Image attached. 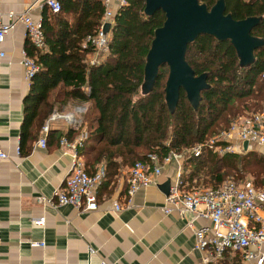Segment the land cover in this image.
<instances>
[{"label":"trees","instance_id":"16d2710c","mask_svg":"<svg viewBox=\"0 0 264 264\" xmlns=\"http://www.w3.org/2000/svg\"><path fill=\"white\" fill-rule=\"evenodd\" d=\"M60 1L59 13L47 7L42 13L45 48L40 50L27 39L26 51L40 69L31 80L26 98L21 149L34 123L43 126L55 110L83 101L87 103L83 122L89 136L81 152L87 158V171L93 174L104 164L105 180H111L122 167L146 161L152 153L163 158L171 151L182 153L204 143L216 134L221 122L227 125L229 116H240V106L249 108V113L264 108V45L256 50L254 63L242 67L231 41L200 35L188 46L186 59L196 75L208 74L210 87L202 91L197 110L181 89L178 106L171 113L165 94L167 65L160 68L153 91L142 93L146 57L156 29L165 21V13L158 10L148 16L145 0H127L115 13L106 60L93 65L90 57L95 46L88 37L96 35L102 24L104 0ZM200 1L211 7L217 0ZM226 3V12L236 19L261 17L252 34L264 39V0ZM78 129L73 126L66 135L72 138ZM210 163L214 167L206 173L211 175V181L201 182L199 175ZM252 163L264 165V156L255 150L220 154L206 147L200 156L186 159L185 189L217 188L226 175L246 172Z\"/></svg>","mask_w":264,"mask_h":264},{"label":"crops","instance_id":"0c3cea01","mask_svg":"<svg viewBox=\"0 0 264 264\" xmlns=\"http://www.w3.org/2000/svg\"><path fill=\"white\" fill-rule=\"evenodd\" d=\"M119 1L112 2L115 13ZM45 7L46 0H0V19L8 22V12L28 8L38 19ZM27 39L25 27L19 23L1 45L6 55L0 58V144L10 159L0 164V264H200L202 254L194 249L196 237L188 222L193 220L197 228L210 226L211 221L195 219L192 213L166 214L163 210L176 172L185 161L166 166L162 175L154 177L155 184L141 188L130 199L131 166L122 167L99 188V208L95 211L81 212L71 204L55 206L37 201L42 196L53 198L72 165L71 156L62 153L60 140L73 126L52 116L56 112L79 115L76 107H87V103L76 100L51 114L43 124L50 122L46 148L38 144L43 126L34 123L21 149L30 90L21 64ZM255 149L264 156V147L252 146L251 150ZM253 181L263 185V178ZM118 202L120 211L115 210ZM261 213L264 216V205ZM39 216H46L45 226L33 224V218ZM33 242L44 245L34 246ZM91 248L96 253H91ZM217 264L244 261L239 253L227 251Z\"/></svg>","mask_w":264,"mask_h":264},{"label":"built area","instance_id":"2783aa9c","mask_svg":"<svg viewBox=\"0 0 264 264\" xmlns=\"http://www.w3.org/2000/svg\"><path fill=\"white\" fill-rule=\"evenodd\" d=\"M112 2L113 0H104L106 10L102 24L96 35L88 37V41L95 46V51L90 57V63L93 65L105 61L110 52V35L104 31V26L108 22L114 24L115 11ZM126 4L127 0H120L118 10ZM46 7L53 13H59L62 10V3L60 0H46ZM6 15L9 18L8 22L0 19V58L6 55L1 48L2 43L19 23L24 25L27 38L36 48L40 50L45 48L42 16L34 19L31 8L22 12L11 11ZM21 64L25 68L26 79L30 84L40 65L35 58L28 55L26 50L23 51ZM85 109V106L76 107L79 115ZM79 115L73 112H56L51 119L62 118L70 125L79 128L83 126ZM49 130L50 122L43 126L42 136L39 139L38 144L43 148L47 147ZM88 136V130L84 127L74 140H70L68 136L61 138L62 153L72 158L71 170L64 184L54 190L52 199L42 196L38 198V202L55 206L71 204L81 212L95 211L99 208V188L105 180L107 170L105 165L101 164L95 173H88L85 157L81 153V147ZM245 142H248L247 149L244 147ZM252 143L254 146L264 147V108L258 112L238 116L226 130H221L204 143L197 144L182 153L171 151L161 158L155 152L150 154L146 161H137L130 168L129 199L141 188L155 184L154 177L162 175L166 166L174 162L183 163L191 156H200L206 147L220 154L228 152L243 154L252 149ZM20 152L18 149L17 153ZM8 159H10L9 154L0 144V164ZM185 186L184 168L180 167L176 172V180L166 196L163 210L166 214L192 213L195 219L211 221L210 226L197 228H194L193 220L188 222V226L194 229L196 237L194 249L202 254L200 264H217L227 251L239 253L244 264H264V216L261 213L264 205V178L261 186L249 179L225 180L217 188L199 186L186 190ZM121 209L120 203H115V210ZM32 221L36 226H45L47 218L39 216ZM32 245L43 246L44 243L33 242ZM91 253H96V250L91 248Z\"/></svg>","mask_w":264,"mask_h":264},{"label":"water","instance_id":"95a60500","mask_svg":"<svg viewBox=\"0 0 264 264\" xmlns=\"http://www.w3.org/2000/svg\"><path fill=\"white\" fill-rule=\"evenodd\" d=\"M226 9V0H217L211 7L200 0H145L148 16L162 10L166 18L163 25L156 29L146 57L142 84L144 95L153 91L160 68L167 65L169 75L165 94L170 112L174 113L178 106L181 89L186 91L191 105L196 110L199 108L202 91L210 87L208 74L196 75L186 55L188 46L203 34L220 41H231L242 67L254 63L256 50L264 45V39L254 36L252 31L262 18L236 19ZM111 27V23H106L104 31L110 33ZM244 147L248 148V142L244 143Z\"/></svg>","mask_w":264,"mask_h":264},{"label":"rangeland","instance_id":"374dc122","mask_svg":"<svg viewBox=\"0 0 264 264\" xmlns=\"http://www.w3.org/2000/svg\"><path fill=\"white\" fill-rule=\"evenodd\" d=\"M241 105L243 104V103H240ZM82 105H86V104H82ZM86 107V106H85ZM87 108V107H86ZM86 110V109H85ZM85 110H84V112H85ZM84 112H82L78 117L82 120V127L80 126L79 127V129H78V135H79V133L81 132V130L84 128V127H86L85 126V124H84V122H83V113ZM250 112V110H249V108H245V107H243V106H240V108H239V115H243V114H246V113H249ZM237 117H238V115H236ZM233 117V116H229V123L226 125L224 122H221L220 123V125H219V127L217 128V131H216V134H214V135H211V136H209V138H212V137H214L215 135H217L219 132H220V130H226L229 126H230V124H231V122L234 120V119H236L237 117ZM100 145H98V147H99ZM102 146V145H101ZM100 146V147H101ZM252 146H254V144L252 143L251 144V147ZM99 147V148H100ZM143 151H145L144 149H142ZM255 151L256 152H258V150H256L255 149ZM258 154H261V153H259L258 152ZM85 160H87V158L85 157ZM214 167V164L213 163H210V165L208 166V167H206V169H203L202 170V172L200 173V175H199V178H201V182H204V181H208V183H210L209 181H211V175L209 174H207L206 172H211L210 170H212V168ZM248 171H244V172H237V173H235V175L234 176H231V175H226L225 177H224V180H231V179H243V180H245V179H249V180H253V179H256V180H259V181H261L262 180V178H264V165L262 164V165H259V164H255V163H252V165L251 166H248L247 168H246ZM253 170H255V171H258V172H260L259 174H254V173H252L251 171H253ZM225 173H227L226 171H224Z\"/></svg>","mask_w":264,"mask_h":264}]
</instances>
